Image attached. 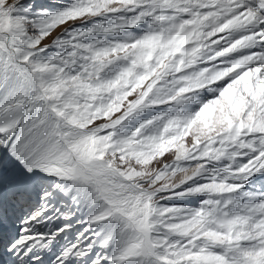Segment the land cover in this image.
I'll return each instance as SVG.
<instances>
[{
  "label": "snow or ice",
  "instance_id": "snow-or-ice-1",
  "mask_svg": "<svg viewBox=\"0 0 264 264\" xmlns=\"http://www.w3.org/2000/svg\"><path fill=\"white\" fill-rule=\"evenodd\" d=\"M0 264H264V0H0Z\"/></svg>",
  "mask_w": 264,
  "mask_h": 264
},
{
  "label": "rangeland",
  "instance_id": "rangeland-1",
  "mask_svg": "<svg viewBox=\"0 0 264 264\" xmlns=\"http://www.w3.org/2000/svg\"><path fill=\"white\" fill-rule=\"evenodd\" d=\"M177 179H179V177H177Z\"/></svg>",
  "mask_w": 264,
  "mask_h": 264
}]
</instances>
